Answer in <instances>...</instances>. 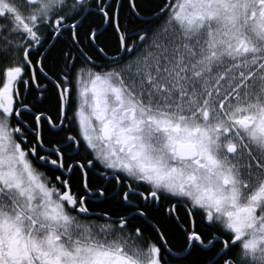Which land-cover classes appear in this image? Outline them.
Returning <instances> with one entry per match:
<instances>
[{"label": "snow or ice", "instance_id": "snow-or-ice-1", "mask_svg": "<svg viewBox=\"0 0 264 264\" xmlns=\"http://www.w3.org/2000/svg\"><path fill=\"white\" fill-rule=\"evenodd\" d=\"M0 264H264V0H0Z\"/></svg>", "mask_w": 264, "mask_h": 264}]
</instances>
